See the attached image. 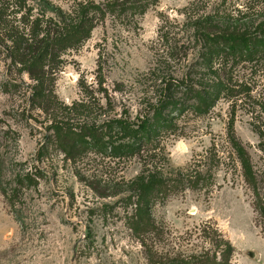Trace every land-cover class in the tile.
<instances>
[{"label": "rangeland", "instance_id": "obj_1", "mask_svg": "<svg viewBox=\"0 0 264 264\" xmlns=\"http://www.w3.org/2000/svg\"><path fill=\"white\" fill-rule=\"evenodd\" d=\"M142 2L62 57L46 110L0 57V264H176L212 249V230L231 264H264L233 148L263 183L264 0ZM220 31L248 34L253 52L228 53Z\"/></svg>", "mask_w": 264, "mask_h": 264}, {"label": "trees", "instance_id": "obj_2", "mask_svg": "<svg viewBox=\"0 0 264 264\" xmlns=\"http://www.w3.org/2000/svg\"><path fill=\"white\" fill-rule=\"evenodd\" d=\"M146 8L142 0H73L65 10L54 0H0V57L34 82L31 105L46 110L52 104L53 92L48 88L57 64L68 52L79 50L109 12H126L127 6ZM144 5V6H143ZM260 42L264 47V24L260 26ZM213 41L224 45L228 53H252V38L248 34L220 31L213 34ZM156 115L163 118L160 108ZM123 129L127 120H116ZM138 132L148 133V121L142 120ZM241 163L246 183L255 197V208L264 219V182L254 170L251 157L241 142L233 143ZM2 191V189H1ZM3 192V191H2ZM5 193V192H3ZM213 248L198 256L176 260V264H231L235 253L232 244L212 230Z\"/></svg>", "mask_w": 264, "mask_h": 264}]
</instances>
